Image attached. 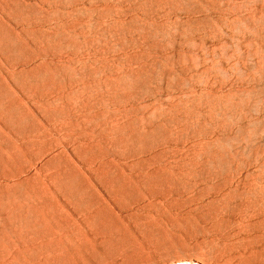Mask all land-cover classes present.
<instances>
[{"label": "rangeland", "instance_id": "1", "mask_svg": "<svg viewBox=\"0 0 264 264\" xmlns=\"http://www.w3.org/2000/svg\"><path fill=\"white\" fill-rule=\"evenodd\" d=\"M9 2L0 0V252L44 241L64 215L94 264H264V210L245 218L218 175L264 135V0ZM63 103L76 111L60 134L48 119ZM223 208L230 219L214 224Z\"/></svg>", "mask_w": 264, "mask_h": 264}, {"label": "bare ground", "instance_id": "2", "mask_svg": "<svg viewBox=\"0 0 264 264\" xmlns=\"http://www.w3.org/2000/svg\"><path fill=\"white\" fill-rule=\"evenodd\" d=\"M9 1H15V0H5V2H9ZM258 61H259V63H258L259 67H263L264 66V55L263 54L260 55V58ZM260 71H262V70H260ZM96 82H94V84L92 83L93 85L92 84H90V85H92V86L97 85L99 81L97 83ZM104 83L105 82H103V84ZM101 84H102V81L100 82L99 85H101ZM90 85H88L89 89H91ZM99 85H97V86L101 87ZM97 86H95L94 88H97ZM106 89H107V83H106ZM108 89H109V87H108ZM246 90H248V88ZM99 93L100 92L98 91L97 95ZM102 93H105V92H102ZM91 96L92 95H90V99H91ZM87 100L89 101V99H87ZM90 102L91 101H89L88 104ZM84 104H86V103H84ZM89 105H86V106H89ZM91 105H94V103ZM66 106H68V104L66 105L65 103H63V104L58 105V106H54V107L52 106V108L49 110L50 111L49 113L52 114V116L50 115L51 116L50 118L48 116V118H49L48 123L53 125L56 128V130L59 131L60 134H61L62 127L64 125V123L61 121V118H64V117L66 118L67 115L69 117L71 112L73 114V112L76 111L74 109V107H73L74 111L73 110L71 111L72 108H70V106L69 107H66ZM86 106L83 107V109H82V107H81V109L79 107L78 108L80 109V111L84 110V108L87 109V113H85V114L86 115L91 114L90 115L91 117L99 116L100 112L90 111V110L94 109L93 106L92 107L89 106L90 110H88V108H86ZM75 108H76V106H75ZM262 109H264V108H262ZM66 110H68V113L67 112L65 113ZM84 111L86 112V110H84ZM88 111H90L92 113H90ZM83 115H84V113H83ZM256 118H258V117H256ZM67 120H68V122H66L65 125L69 122H70V124H72V122L69 121L70 119H67ZM262 120H264V116H263ZM106 122H108V121H106ZM41 129L42 128H38V129L32 131V133H34V135L36 137L42 138L41 137L42 132L39 131ZM263 130H264V128H263ZM263 130L261 132H264ZM97 132L98 131H96V133ZM255 132H256V134H255L254 138L250 137L254 133H252V134L250 133L251 134L250 135L249 132H247L250 135V136L247 135L250 137V140H248V141L251 142L250 143L251 148L249 150V153L247 155L244 153L246 156L242 153L243 155L240 158H238L239 160L235 161L233 159L236 162L233 166H229L225 170L223 169V171H221V172L218 171V173H219L218 175L219 176L221 175L222 181L224 179L225 183L229 182L228 184L234 185L230 189V191L236 190L240 193V195L238 194V198H240V199L237 203L235 201V203H236V205L238 204L240 209L242 208L241 210L245 215V216L244 215L243 216L245 218L247 216L248 217L247 219H249V220L254 219V218L258 219V216L261 213L263 214L262 210H264V153H263L264 151L261 150L262 147L259 144V142L262 140L261 135H263V133L260 134V137H261V140H260V137L257 135V134H259V132L257 130ZM99 133H100V131H99ZM93 134H95V132ZM92 135H91V137L93 138L95 135L94 136H92ZM263 137H264V135H263ZM97 139H100V138H97ZM93 142H94V140H93ZM39 143H42V141H39ZM96 143H99V141ZM248 143L249 142H246V145ZM90 144L91 145L93 144L92 139H91ZM188 144H189V142H188ZM191 144H194V143H191ZM245 147H243V148H245ZM22 148H27V147L26 146H19L16 148L17 152L20 153L22 151ZM203 152H201V153L203 154ZM102 157H104V156L99 155L97 157L96 160L98 163H96V164L106 165V163H107L106 160L98 159V158H102ZM233 160L231 163H234ZM170 162H168V161L165 162V165L168 166L167 168H169V166H172V165H170L171 164ZM177 164H178V162H177ZM215 177L213 175V178H215ZM39 181L41 182V180H39ZM225 211H226V208H223V210H219L217 212V215L214 217V220H215L213 222L214 224H218V223L225 221L227 219L228 214ZM229 215H228V219H230ZM238 215H241V214L239 213ZM255 220H253V221L255 222ZM236 221H240V219L236 220ZM241 221H240V223H241ZM242 222H244V221H242ZM246 222H248V220L245 221V223ZM251 222L252 221H250V223ZM247 224L248 223L245 224V227ZM252 224H254V223L252 222ZM250 226H251V224H250ZM247 227H249V226H247ZM28 243H30L31 245L24 246L25 244H28ZM22 246H24V247H22ZM84 247H86L88 249L87 243H85L84 241H82L80 239L78 231L76 229V226H73L71 224L70 220L66 216L60 215L58 221L51 226V228L47 234V237L44 241H35V240L26 239L20 243L16 242V243L8 246V249L6 251L0 252V264H94V262H91L88 259V257L90 256L89 251L87 252V254L89 256H86L87 255L86 254L87 249L85 250ZM92 258L93 257H91V259ZM109 258H112V256ZM118 259H121V257ZM100 260L102 261V258ZM100 260H99V262H100ZM124 260L125 259H123V258L121 259V262H123L122 264H124V262H125ZM93 261H95V264H98L97 263L98 261L96 259ZM103 261L106 262L105 259H103ZM198 261H199V259L196 257H193V256H188V257L178 256L177 258L175 257L173 260H171L170 264H200ZM108 262H110V261H108ZM108 262L106 264H110ZM111 262H112V260H111ZM116 262H120V261L118 260Z\"/></svg>", "mask_w": 264, "mask_h": 264}]
</instances>
